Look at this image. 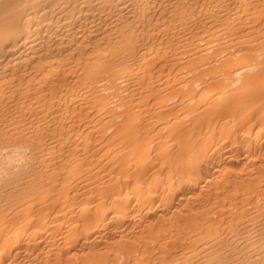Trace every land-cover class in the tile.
Listing matches in <instances>:
<instances>
[{
    "label": "bare ground",
    "instance_id": "1",
    "mask_svg": "<svg viewBox=\"0 0 264 264\" xmlns=\"http://www.w3.org/2000/svg\"><path fill=\"white\" fill-rule=\"evenodd\" d=\"M0 264H264V0H0Z\"/></svg>",
    "mask_w": 264,
    "mask_h": 264
}]
</instances>
